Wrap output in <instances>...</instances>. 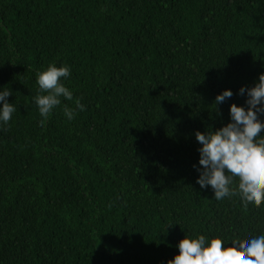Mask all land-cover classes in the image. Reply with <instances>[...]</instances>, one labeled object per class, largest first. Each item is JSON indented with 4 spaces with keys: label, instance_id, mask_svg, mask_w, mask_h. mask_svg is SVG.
<instances>
[{
    "label": "trees",
    "instance_id": "1",
    "mask_svg": "<svg viewBox=\"0 0 264 264\" xmlns=\"http://www.w3.org/2000/svg\"><path fill=\"white\" fill-rule=\"evenodd\" d=\"M50 62L86 110L69 121L62 98L41 125ZM261 73L264 0H0L17 108L0 128V264H167L185 234H264V204L215 200L194 167L195 132L228 123Z\"/></svg>",
    "mask_w": 264,
    "mask_h": 264
},
{
    "label": "clouds",
    "instance_id": "2",
    "mask_svg": "<svg viewBox=\"0 0 264 264\" xmlns=\"http://www.w3.org/2000/svg\"><path fill=\"white\" fill-rule=\"evenodd\" d=\"M71 74L69 65L55 62L36 71L38 91L32 102L42 117L41 125L62 105V98L75 104L63 105L67 120L86 110L81 98H75L64 83ZM12 94L9 87H0V128L9 125L17 110L8 101ZM238 94H246L245 105H230L228 123L195 132L201 145L199 166L194 165L199 173L196 183L202 189L211 187L217 201L239 196L245 207H260L264 204V73L254 86H242ZM232 96V90L225 89L217 94L214 104L219 106ZM243 242V247L228 248L215 235L185 234L176 245L179 252L167 264H264V234Z\"/></svg>",
    "mask_w": 264,
    "mask_h": 264
}]
</instances>
